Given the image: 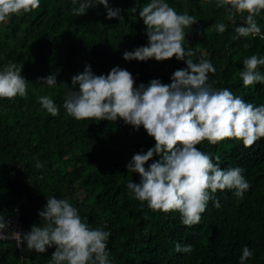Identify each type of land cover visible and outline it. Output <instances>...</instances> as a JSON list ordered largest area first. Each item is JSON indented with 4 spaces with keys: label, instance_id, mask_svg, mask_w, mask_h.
<instances>
[{
    "label": "trees",
    "instance_id": "trees-1",
    "mask_svg": "<svg viewBox=\"0 0 264 264\" xmlns=\"http://www.w3.org/2000/svg\"><path fill=\"white\" fill-rule=\"evenodd\" d=\"M80 2L41 0L37 10L13 15L0 24V66L23 64L21 75L28 80L26 97L0 99V223L4 229L10 233L12 222L5 219L16 217L22 236L41 223L38 210L47 196H55L68 199L91 227L110 231L111 264H239L245 245L254 253L245 264H264V138L250 148L238 140L197 145L211 153L214 162L219 156L222 168H243L251 187L242 199L234 190H218L212 195L220 207L209 201L200 224L186 227L179 212H153L126 188L130 180H140L126 164L134 153L146 152L155 143L143 127L134 131L122 120L78 121L67 114L63 83L71 87L72 75L83 71L86 63L97 75L117 65L126 68L136 77V86L152 78L170 83L172 72L186 67L175 58L122 59L125 50L147 43L143 20L138 11L131 12L136 0H110L111 7L122 9L120 18L111 20L98 0H88L92 7L85 15H73L71 9ZM147 2L138 0V10ZM166 2L198 19L185 29L184 47L199 49L193 59L203 55L212 61L216 72L209 73V83L229 88L246 102L264 103V85L244 87L239 77L245 57L264 56V39L250 36L233 41L235 25L225 19V10L216 7V0ZM256 19L264 33V13ZM218 22L228 26L222 34L215 30ZM241 22L238 15L236 24ZM259 71L264 73V66ZM53 73L55 87L37 80ZM43 95L53 98L59 116L41 107L38 97ZM37 160L42 168H36ZM176 243L191 244L193 251L177 252ZM23 247L21 253L15 240L0 238V264H49L55 250L53 246L39 254L29 251L26 242Z\"/></svg>",
    "mask_w": 264,
    "mask_h": 264
},
{
    "label": "clouds",
    "instance_id": "clouds-1",
    "mask_svg": "<svg viewBox=\"0 0 264 264\" xmlns=\"http://www.w3.org/2000/svg\"><path fill=\"white\" fill-rule=\"evenodd\" d=\"M72 3L76 5L77 0ZM97 4L106 9V19L120 18L122 9L111 7L110 0H98ZM40 5L41 0H0V24L13 15L37 10ZM91 7L88 0H81L71 11L78 17ZM216 7L223 8L225 19L235 25L233 41L250 36L264 39L256 19L264 13V0H216ZM137 11L145 25L147 43L125 50L122 59L163 62L175 58L184 61L186 67L174 70L170 83L152 78L136 86V77L126 68L117 65L97 75L86 63L83 71L72 75L71 87L63 83V108L78 121L122 120L134 131L143 127L155 143L146 152L141 149L134 153L126 164L128 171L140 177L138 183L130 180L126 188L153 212H179L181 223L192 227L200 224L209 201L220 207L219 199L212 194L234 190L233 194L242 199L251 187L243 168H222L219 156L214 162L212 154L197 145L238 140L245 148L252 147L264 138V103L246 102L229 88H215L209 83V73L216 72L212 61L203 55L193 59L199 49L184 47L188 33L185 29L198 22L195 16L178 12L166 0H148L139 5V10L136 0L131 12ZM238 15L240 24H236ZM227 27L223 22L215 24L221 34ZM242 63L239 77L243 86L264 85V73L259 71L264 66V56L252 54ZM22 68L23 64L12 62L0 66V99L11 101L27 96L28 80L21 75ZM37 80L48 87L57 85L56 73ZM38 103L51 116H59L60 108L51 96L38 97ZM156 156L159 159H154ZM35 166L39 169L43 164L37 160ZM38 216L41 223L33 224L22 236L19 222L17 235L8 233L5 224L0 223V238L15 240L21 253L24 242L29 251L39 254L55 246L49 264H111L110 231L91 227L87 217H82L68 199L47 196ZM175 250L191 253L193 248L191 244L176 243ZM253 255L249 246H243L239 264H245Z\"/></svg>",
    "mask_w": 264,
    "mask_h": 264
},
{
    "label": "built area",
    "instance_id": "built-area-1",
    "mask_svg": "<svg viewBox=\"0 0 264 264\" xmlns=\"http://www.w3.org/2000/svg\"><path fill=\"white\" fill-rule=\"evenodd\" d=\"M7 222L12 221L13 222V229L11 230L10 233H12L13 235H17L18 233V218L16 217H11V218H6L5 219ZM17 229V230H16Z\"/></svg>",
    "mask_w": 264,
    "mask_h": 264
}]
</instances>
